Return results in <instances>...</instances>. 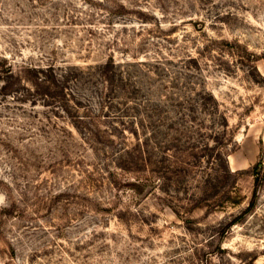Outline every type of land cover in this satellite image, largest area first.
<instances>
[{
  "label": "rangeland",
  "instance_id": "374dc122",
  "mask_svg": "<svg viewBox=\"0 0 264 264\" xmlns=\"http://www.w3.org/2000/svg\"><path fill=\"white\" fill-rule=\"evenodd\" d=\"M0 264H264V0H0Z\"/></svg>",
  "mask_w": 264,
  "mask_h": 264
},
{
  "label": "trees",
  "instance_id": "16d2710c",
  "mask_svg": "<svg viewBox=\"0 0 264 264\" xmlns=\"http://www.w3.org/2000/svg\"><path fill=\"white\" fill-rule=\"evenodd\" d=\"M253 177H254V184L258 185V182H259L258 176L255 175V173H253Z\"/></svg>",
  "mask_w": 264,
  "mask_h": 264
}]
</instances>
